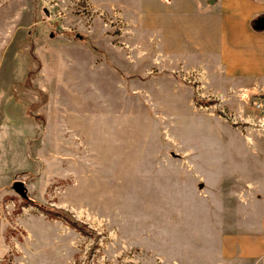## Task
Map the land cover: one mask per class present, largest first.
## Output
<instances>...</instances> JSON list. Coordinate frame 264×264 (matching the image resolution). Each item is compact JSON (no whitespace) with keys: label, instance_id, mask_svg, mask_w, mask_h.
I'll use <instances>...</instances> for the list:
<instances>
[{"label":"rangeland","instance_id":"1","mask_svg":"<svg viewBox=\"0 0 264 264\" xmlns=\"http://www.w3.org/2000/svg\"><path fill=\"white\" fill-rule=\"evenodd\" d=\"M156 10L0 0L4 264H241L205 240L195 169L214 101Z\"/></svg>","mask_w":264,"mask_h":264},{"label":"crops","instance_id":"2","mask_svg":"<svg viewBox=\"0 0 264 264\" xmlns=\"http://www.w3.org/2000/svg\"><path fill=\"white\" fill-rule=\"evenodd\" d=\"M156 5L158 28L171 32L173 46L181 41L186 47L188 62L199 65L205 94L214 101L204 121L202 172L195 169L202 180L204 222L215 226L205 240L215 241L221 259L264 264V111L254 105L264 101V0ZM218 106L236 122L216 114ZM2 126L1 119L0 133ZM3 189L1 181L0 264Z\"/></svg>","mask_w":264,"mask_h":264},{"label":"water","instance_id":"3","mask_svg":"<svg viewBox=\"0 0 264 264\" xmlns=\"http://www.w3.org/2000/svg\"><path fill=\"white\" fill-rule=\"evenodd\" d=\"M13 188L24 197H27V189L22 181H15L13 184Z\"/></svg>","mask_w":264,"mask_h":264},{"label":"built area","instance_id":"4","mask_svg":"<svg viewBox=\"0 0 264 264\" xmlns=\"http://www.w3.org/2000/svg\"><path fill=\"white\" fill-rule=\"evenodd\" d=\"M255 107L264 111V101L263 100H257L255 103H254Z\"/></svg>","mask_w":264,"mask_h":264}]
</instances>
